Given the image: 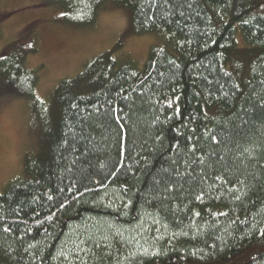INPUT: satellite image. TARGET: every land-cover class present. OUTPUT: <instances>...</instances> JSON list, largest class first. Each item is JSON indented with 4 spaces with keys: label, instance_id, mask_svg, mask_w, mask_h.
Instances as JSON below:
<instances>
[{
    "label": "trees",
    "instance_id": "16d2710c",
    "mask_svg": "<svg viewBox=\"0 0 264 264\" xmlns=\"http://www.w3.org/2000/svg\"><path fill=\"white\" fill-rule=\"evenodd\" d=\"M50 1L92 26L107 0ZM110 1L162 35L142 69L103 52L45 109L37 40L0 51L1 91L39 118L0 191V264H264V0Z\"/></svg>",
    "mask_w": 264,
    "mask_h": 264
},
{
    "label": "rangeland",
    "instance_id": "374dc122",
    "mask_svg": "<svg viewBox=\"0 0 264 264\" xmlns=\"http://www.w3.org/2000/svg\"><path fill=\"white\" fill-rule=\"evenodd\" d=\"M131 28L130 10L110 0L92 26L67 23L64 11L50 0H0V51L15 40H37L38 51L28 56L26 65L37 71L35 96L45 109L62 78L76 76L103 52L112 51L114 58L128 59L142 69L150 46L162 45L163 38L160 33L133 34ZM237 41L242 44L240 33ZM1 90L0 191L7 182L22 176L25 155L36 153L39 146L33 98Z\"/></svg>",
    "mask_w": 264,
    "mask_h": 264
}]
</instances>
